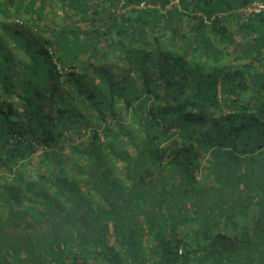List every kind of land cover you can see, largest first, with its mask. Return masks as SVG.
Returning a JSON list of instances; mask_svg holds the SVG:
<instances>
[{
  "label": "trees",
  "instance_id": "trees-1",
  "mask_svg": "<svg viewBox=\"0 0 264 264\" xmlns=\"http://www.w3.org/2000/svg\"><path fill=\"white\" fill-rule=\"evenodd\" d=\"M173 1L0 0V264H264V0Z\"/></svg>",
  "mask_w": 264,
  "mask_h": 264
},
{
  "label": "built area",
  "instance_id": "built-area-1",
  "mask_svg": "<svg viewBox=\"0 0 264 264\" xmlns=\"http://www.w3.org/2000/svg\"><path fill=\"white\" fill-rule=\"evenodd\" d=\"M118 4H119V9L122 7L124 3V0H117ZM179 3V0H174L171 4H178ZM145 4L143 3L142 6H144ZM241 12H243V14L245 16H248V15H258V14H261L264 12V3L262 2H259V1H254L252 2L251 4L247 5L246 7H244ZM42 153V151L40 150L38 153H37V157L38 155Z\"/></svg>",
  "mask_w": 264,
  "mask_h": 264
},
{
  "label": "rangeland",
  "instance_id": "rangeland-1",
  "mask_svg": "<svg viewBox=\"0 0 264 264\" xmlns=\"http://www.w3.org/2000/svg\"><path fill=\"white\" fill-rule=\"evenodd\" d=\"M42 151V150H41ZM38 157H39V155H38ZM37 160V157H36V159H34V161H32L33 162V165H35V163L37 162L36 161ZM263 181H264V179H263ZM5 199H7V197H4L3 195H1L0 196V201H3V200H5ZM18 200V199H17ZM22 200V199H21ZM254 200H255V197H254ZM257 200V199H256ZM25 202H26V200H23L22 202H21V204L22 205H24L25 204ZM257 204H259V203H257ZM0 207H1V204H0ZM1 209H3L2 207H1ZM2 213H3V211H2ZM6 215V214H5ZM259 239V241L261 242V243H263V240L262 239H260V238H258ZM259 245V244H258ZM259 254L261 255V253L259 252Z\"/></svg>",
  "mask_w": 264,
  "mask_h": 264
},
{
  "label": "crops",
  "instance_id": "crops-1",
  "mask_svg": "<svg viewBox=\"0 0 264 264\" xmlns=\"http://www.w3.org/2000/svg\"><path fill=\"white\" fill-rule=\"evenodd\" d=\"M35 159H36V158H35ZM33 161H34V160H33ZM36 161H37V160H36ZM32 164H33V162H32ZM240 216H241V215H240ZM242 222H243V221L240 219V222H239V224H240V223H242Z\"/></svg>",
  "mask_w": 264,
  "mask_h": 264
}]
</instances>
